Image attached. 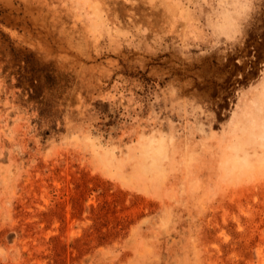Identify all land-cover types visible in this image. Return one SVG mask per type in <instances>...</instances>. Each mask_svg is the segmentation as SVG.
Segmentation results:
<instances>
[{
  "label": "rangeland",
  "instance_id": "374dc122",
  "mask_svg": "<svg viewBox=\"0 0 264 264\" xmlns=\"http://www.w3.org/2000/svg\"><path fill=\"white\" fill-rule=\"evenodd\" d=\"M0 264H264V0H0Z\"/></svg>",
  "mask_w": 264,
  "mask_h": 264
}]
</instances>
